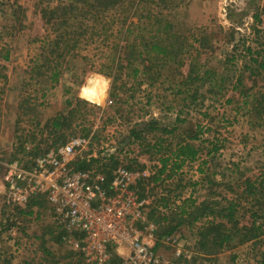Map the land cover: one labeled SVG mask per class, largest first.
Masks as SVG:
<instances>
[{
    "label": "rangeland",
    "instance_id": "rangeland-1",
    "mask_svg": "<svg viewBox=\"0 0 264 264\" xmlns=\"http://www.w3.org/2000/svg\"><path fill=\"white\" fill-rule=\"evenodd\" d=\"M59 2L0 0V55L7 50L10 53L8 61L0 56L8 75V79H0V264H85L73 244L60 239L61 231L45 203L35 205L31 212L19 213L5 202L7 164L19 159L30 166L34 159L60 146L57 142L60 133L68 140L76 136L83 139L85 149L78 156L80 161L91 162L92 158L114 154L118 166L136 168L144 173L142 178L157 174L162 167L159 157L169 156L166 151L174 150L180 139L198 133L199 139L193 142L202 147L201 159L186 163L173 177H167L171 172L168 170L162 174V181H148L146 185L144 222L153 228L157 250L176 261L175 245H178L183 256L177 264H264V239L237 245L213 257L201 255L195 246L197 228L206 219L194 228L184 223L172 234L160 237L179 224L178 206L183 199L192 196L198 204L217 200L223 206L230 199H242L247 178L253 181L264 178V116L247 113L239 93L264 87V76L252 75L248 69L251 55L246 51L251 46L264 57V0H181L177 29L192 44L191 52L184 59L186 64L180 69L182 74L178 65L171 64L158 84L123 89L121 100L111 97L110 84L108 99L103 105L88 101L97 106L95 112L81 108L87 114L74 123L73 129L54 135L48 120L67 110V88L73 87L71 96L82 99L79 89L84 78L96 73L89 71L82 76L80 84L74 83L69 72L65 73L59 84L47 90L45 98H42V85L31 80V60L38 46L34 38L45 34L41 8ZM255 14H260L259 22L255 21ZM202 38L208 39L203 46L199 41ZM192 54L205 68L232 76L233 83L242 74L244 86L236 93V100L227 101L234 96L232 91L224 97L220 93L203 98L202 89L193 103L184 100L186 94L177 95V89H168L174 88L188 73ZM225 88L232 86L227 82ZM30 107L35 110L32 112ZM154 119L169 130L178 128L173 134L157 133L167 138V148H144L131 137V129L141 128ZM211 142L222 147L208 156ZM159 149L161 153H157ZM203 160L208 164H203ZM141 164L145 165L144 169ZM195 181L199 184L193 186ZM162 198L168 201L169 207L163 206ZM242 203L238 218L245 224L250 221L251 213L243 215L248 205L244 200Z\"/></svg>",
    "mask_w": 264,
    "mask_h": 264
},
{
    "label": "trees",
    "instance_id": "trees-1",
    "mask_svg": "<svg viewBox=\"0 0 264 264\" xmlns=\"http://www.w3.org/2000/svg\"><path fill=\"white\" fill-rule=\"evenodd\" d=\"M44 1L46 0H40V3L43 4ZM180 6L181 0H60L55 6L50 4L43 6L40 12L45 34L34 38L38 46L37 54L31 60V80L37 85H42L40 88L43 92L42 98H45L47 90L59 84L65 73L69 72L74 83L80 84L82 76L89 71L96 72L111 78L110 95L118 98L123 89L131 90L143 84L155 86L171 64L178 65L179 74H182L180 69L186 64L184 59L191 52L192 44L189 43L188 37L177 29L176 16ZM254 18L257 22L261 20L260 14H255ZM207 40L200 39V45H205ZM246 51L251 55V66H247L251 74L264 76V57L261 58V51H255L251 46H248ZM0 56L7 61L10 60L9 50ZM232 57L236 58L234 55ZM191 59L194 60L193 54ZM193 60L183 79L176 82L174 88L171 86L168 89L174 91L177 89V95L186 94L184 100H191L193 103L197 101L202 89L203 98L220 93L224 97L232 91L235 94L227 101L236 100V93L244 86L242 74L233 83L232 76L221 75L216 70L205 68L197 60ZM0 79L1 81L8 79L6 66L2 63ZM129 82H132L130 86ZM227 82L231 84V89L225 88ZM66 92L69 95L66 99L67 110L48 120L54 135L62 130L73 129L74 123L87 114L81 108L94 113L97 107L87 100L72 97L73 87L67 88ZM239 93L247 113L258 117L264 116V87L256 91L248 88ZM29 110L33 112L35 109L30 107ZM176 130L177 126L169 130L154 119L147 121L141 128L131 129L130 132L131 137L144 148H167L165 146L167 138L157 133L173 134ZM150 134L153 135L151 139L148 138ZM198 139V133L190 138L180 139L173 147L174 150L166 151L167 155L170 153L169 156L165 154L159 157L162 167L157 174L141 178L138 183V191L142 198L146 197L148 181H162V174L168 170L171 172L167 177H173L186 163L201 159L202 147L193 142ZM68 141L65 134L60 133L57 136V142L61 144ZM220 147L222 146L211 142L208 156L219 151ZM157 153H161V149ZM118 164L119 161L113 154L110 157L92 158L91 162L79 160L76 167L80 170L95 169L111 177ZM203 164H208V161L203 160ZM127 168L137 170L130 166ZM144 168L145 165L141 164V169ZM202 171L204 169L201 168ZM192 184L198 185L199 181ZM244 185L242 199L239 201L230 199L223 206L217 200L198 204L197 199L192 196L183 199L182 204L178 206V209H181L179 224L160 234V237L172 234L184 223L194 228L199 221L206 219L204 224L197 228L198 240L195 245L205 257L216 256L237 245L263 241L264 178H261V181L258 178L254 181L247 178ZM162 200L163 206L169 207L168 201L164 198ZM242 200L248 205L246 208L248 210L243 215L251 213L250 221L245 224L238 218L239 207L243 205ZM43 203L50 208L45 200L33 199L27 207H15L13 210L19 213H25L27 210L31 212L35 205ZM243 215L240 214L242 217ZM165 219L166 217H163V220ZM59 237L63 239L61 232ZM48 253L53 255L49 251ZM112 264H120V258L116 257Z\"/></svg>",
    "mask_w": 264,
    "mask_h": 264
},
{
    "label": "built area",
    "instance_id": "built-area-1",
    "mask_svg": "<svg viewBox=\"0 0 264 264\" xmlns=\"http://www.w3.org/2000/svg\"><path fill=\"white\" fill-rule=\"evenodd\" d=\"M83 149V139L76 136L30 166L18 159L8 163L5 202L15 208L45 200L63 240L85 264H112L116 257L120 264H177L181 248L175 245L176 261L160 254L153 228L144 222L146 200L138 191L144 173L118 166L108 177L77 169Z\"/></svg>",
    "mask_w": 264,
    "mask_h": 264
},
{
    "label": "clouds",
    "instance_id": "clouds-1",
    "mask_svg": "<svg viewBox=\"0 0 264 264\" xmlns=\"http://www.w3.org/2000/svg\"><path fill=\"white\" fill-rule=\"evenodd\" d=\"M111 81L100 73H90L84 78V83L79 89V95L96 105H103L109 94Z\"/></svg>",
    "mask_w": 264,
    "mask_h": 264
}]
</instances>
